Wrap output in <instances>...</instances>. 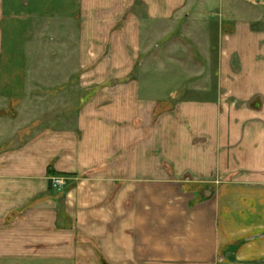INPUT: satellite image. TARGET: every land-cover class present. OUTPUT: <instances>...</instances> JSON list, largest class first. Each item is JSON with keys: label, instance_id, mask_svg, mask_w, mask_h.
Instances as JSON below:
<instances>
[{"label": "crops", "instance_id": "1", "mask_svg": "<svg viewBox=\"0 0 264 264\" xmlns=\"http://www.w3.org/2000/svg\"><path fill=\"white\" fill-rule=\"evenodd\" d=\"M262 3L0 0V264H264ZM110 72L121 123L88 125Z\"/></svg>", "mask_w": 264, "mask_h": 264}, {"label": "rangeland", "instance_id": "2", "mask_svg": "<svg viewBox=\"0 0 264 264\" xmlns=\"http://www.w3.org/2000/svg\"><path fill=\"white\" fill-rule=\"evenodd\" d=\"M264 5V0H263V3ZM66 36H68L66 38ZM66 39L68 40H71V37L72 35H65L64 36ZM102 38H97V42H96V50H97V58H96V64H95V72H96V77L99 78V76L101 77V75H106L108 72H103L102 67H101V63L103 61H106L105 59H107V61H109L112 56L114 55V52L115 53H118L119 51L118 50H107V53H106V57L103 58L102 54H103V44H102ZM111 57V58H110ZM146 61V62H145ZM144 62L143 61H139V67H140V70L141 72L144 70V72H146L149 68L151 69V65H150V62L148 60H145ZM143 62V64L141 65V63ZM109 65V64H108ZM138 66V64H137ZM135 67V68H138V67ZM110 67V66H109ZM83 69V68H82ZM112 69V67H111ZM101 70V71H100ZM111 71V70H110ZM137 71V70H136ZM82 73V72H80ZM143 73V72H142ZM111 72H110V76H111ZM134 74H136L134 72ZM116 76V75H115ZM114 75H112V79H110L109 81H103V82H99L98 83V80H97V83H95L96 85V91H97V96L94 98V100L92 101L91 97H87L86 95L89 94L88 91H85L83 89H85L86 87V84L85 82H83V80L81 82H79V98H77V94L75 92V89L73 91L72 94H74V98L77 99V101L79 102V109H80V112H81V116L84 115L82 112L85 111V106H87L86 104L90 105V103H87V102H94L92 105H95V109L97 110H100V109H104V107H108L109 109L106 111L102 110L100 113H96L95 114V120H90L89 118V121L87 124L88 125H120V120H119V114H117L119 112V105H118V96H119V90H120V80L118 78V76L115 77ZM151 75L149 74H145L143 77H142V80H146V79H150ZM154 79H155V84H154V87H151V82L148 81V82H144V83H147L146 85L149 86V88H146L145 91L143 92L144 94L146 95H151L152 97L153 96H160V97H164L165 95H168L169 94V91H170V88L171 87V83L166 80L165 78L167 77L168 79H170L171 75L169 74L168 72V69L166 68L165 70L163 71H156V75L154 76ZM131 81V80H130ZM193 81L191 82H185L187 84V86L191 85ZM72 84H77V82H74V83H71L70 81L67 82V88H68V92H65V96H66V99H65V107H67V104L71 105L72 101L70 98V95H71V86ZM194 84V83H193ZM182 85H185L184 83H182ZM103 91L106 93V97H101V93H103ZM99 93V94H98ZM34 100L36 101V103L39 101V98H34ZM76 101V102H77ZM69 102V103H68ZM104 102V103H103ZM162 103L161 102V107H162ZM54 104V103H53ZM76 104V103H74ZM36 105V104H33V106ZM39 104L37 103L36 106H38ZM100 105V107L98 106ZM165 105V104H163ZM54 106V105H53ZM111 106V107H110ZM62 109V108H60ZM6 110L8 111V107H6ZM64 110V113L63 114H60V116H64V118L66 116H71V114L73 113H66V110ZM87 111V110H86ZM85 111V113H86ZM9 116L11 115V112L8 111L7 113ZM37 116V115H35ZM53 117V118H52ZM56 114H49L48 115V122H47V125H57V123H55L56 119ZM82 118V117H81ZM46 119V118H45ZM66 120V119H65ZM39 121L40 120H34L33 122H31L29 125H39ZM63 121V119H62ZM82 119H81V123H82ZM72 121H67L66 120V124H71ZM59 125H61L60 123H58ZM82 125V124H81ZM52 181V180H51ZM69 184V180H68V183L67 185ZM51 185L53 187H55L53 185V183L51 182ZM65 185V187L67 186ZM63 187V188H65Z\"/></svg>", "mask_w": 264, "mask_h": 264}, {"label": "built area", "instance_id": "3", "mask_svg": "<svg viewBox=\"0 0 264 264\" xmlns=\"http://www.w3.org/2000/svg\"><path fill=\"white\" fill-rule=\"evenodd\" d=\"M52 183L55 187L63 188L68 183V178L63 176H56L52 178Z\"/></svg>", "mask_w": 264, "mask_h": 264}]
</instances>
